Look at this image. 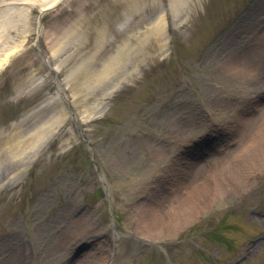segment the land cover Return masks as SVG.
I'll use <instances>...</instances> for the list:
<instances>
[{
	"label": "rangeland",
	"instance_id": "1",
	"mask_svg": "<svg viewBox=\"0 0 264 264\" xmlns=\"http://www.w3.org/2000/svg\"><path fill=\"white\" fill-rule=\"evenodd\" d=\"M57 1L0 0V139L65 114L0 173V264H264V0H67L39 50ZM130 36L149 52L70 91Z\"/></svg>",
	"mask_w": 264,
	"mask_h": 264
},
{
	"label": "bare ground",
	"instance_id": "2",
	"mask_svg": "<svg viewBox=\"0 0 264 264\" xmlns=\"http://www.w3.org/2000/svg\"><path fill=\"white\" fill-rule=\"evenodd\" d=\"M59 1L60 0H58V2ZM124 14L128 15L130 12L126 10ZM156 24L157 28L155 30L151 29L146 32V40L149 39L151 35H155V39L161 40L162 42L161 38L163 35V24L160 17L157 18ZM160 47H163V45L160 44ZM141 52H144L142 54L149 52V50H146L145 40H138L130 36L128 40H126L124 44H122V46L117 50L113 57L109 58L103 65L99 67V69L92 70L99 71V73L89 74V70L85 69L83 65H81L78 69H75L74 71H81L78 76L81 77L82 81L79 83V85H77V87L73 86V76L71 75L70 80H72V82L70 91L74 95H80V97L84 99V97L87 96L95 88V86L101 83L102 80L105 79L112 71H118L119 69H125L131 66V59L134 56L131 54H140ZM137 64L138 63H134L132 68H135ZM125 65H127V67ZM90 110H92L91 113L88 112V109L84 110L82 116L83 120H88L92 117V115L101 114L104 111V106L100 103V105L93 106ZM64 115V112L60 110L51 119L41 123H36L29 130L22 132L21 130L15 128L14 130H10L8 133L2 136L0 139V173H3L7 169L9 170L13 162L22 165L23 167V156L27 153L30 154V152L35 153L41 146L42 142L45 141L49 134L53 131L56 124L64 119ZM23 169L24 168L20 169L16 175L20 176ZM74 224L76 227H79L82 225V222L79 219H76L74 220ZM79 233L80 232L77 234Z\"/></svg>",
	"mask_w": 264,
	"mask_h": 264
}]
</instances>
